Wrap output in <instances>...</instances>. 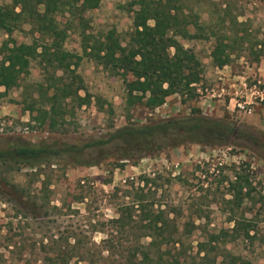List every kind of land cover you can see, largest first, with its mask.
I'll use <instances>...</instances> for the list:
<instances>
[{"label": "rangeland", "instance_id": "374dc122", "mask_svg": "<svg viewBox=\"0 0 264 264\" xmlns=\"http://www.w3.org/2000/svg\"><path fill=\"white\" fill-rule=\"evenodd\" d=\"M133 1L100 0L97 9L85 14L86 33L98 36L114 30L121 45H127L133 29L132 10L137 8L130 6ZM183 3L198 14L200 25L189 26L195 38L180 40L201 65L202 81L191 85L193 93L174 94L152 110L143 105L129 109L121 77L109 74L85 57L77 74L91 97L90 104L78 108L67 100L68 114L51 128L33 120L36 111L25 110L28 106L38 107L37 85L45 77L33 61L19 86L0 100V121L12 120L16 129L27 126L28 133L13 130V134L0 135V148L16 138L33 144L57 140L80 144L106 135L113 128L188 117L193 110L233 122L236 130L229 137L230 144H186L166 149L144 164L140 160L122 164L109 157L97 166L73 168L57 160L51 165H39L36 170L22 166L19 171L4 174L18 191H25L24 199L29 202L22 207L10 190L0 191V264H51L58 255L72 256L71 261H75V256L84 253L90 244L103 240H107L113 258L120 259L126 256L128 246L150 241L143 236L153 233L150 227H162L165 234L171 233L168 249H172V241L180 242L187 264H200L202 254L198 256L197 251L201 243L208 250L215 247L209 259L217 258V263L230 253L250 264H264V92L260 90L264 85V0ZM10 5L12 0H0V6ZM56 18L65 25L68 15L58 14ZM223 21L226 22L222 24ZM232 28L246 34L242 47L248 49L237 48L227 65L214 66L210 56L215 42L212 35H229ZM37 37L26 23L11 34L16 44H30ZM6 39L0 31V47ZM80 41L75 24L67 32L63 49L80 56ZM51 94L48 91L47 95ZM237 104H244L245 109H239ZM148 169L156 177L147 176ZM236 174L250 184L248 195L240 203L232 202L229 187ZM130 177L134 180L123 185L122 180ZM115 219L118 223L112 222ZM243 221H249L254 229L251 239L210 242V236L230 231L235 222ZM77 242L82 248L71 253L67 246Z\"/></svg>", "mask_w": 264, "mask_h": 264}, {"label": "trees", "instance_id": "16d2710c", "mask_svg": "<svg viewBox=\"0 0 264 264\" xmlns=\"http://www.w3.org/2000/svg\"><path fill=\"white\" fill-rule=\"evenodd\" d=\"M99 5L100 0H12V5L0 6V31L7 36L0 47V100L19 86L20 78L29 74L31 63L36 61L45 77L37 85L38 107L28 106L25 110L36 111L37 115L33 117L35 122L40 125L47 123L48 127L54 128L58 120L63 121L68 114L67 100L78 108L90 104L91 97L83 79L77 74L79 64L85 57L109 74L121 77L129 109L143 105L152 110L162 106L174 94L193 93L191 85L202 81L201 65L195 53L185 48L180 40L195 38L189 26L200 28L197 13L185 7L183 0H134L130 4L137 7L132 10L133 29L127 45L122 46L114 30L98 36L86 33L88 21L85 14ZM58 14L68 15L65 25L57 20ZM25 23L38 37L30 44H16L11 34L20 30ZM230 23L236 25L237 21ZM75 24L81 38L80 56L63 49L67 32ZM212 36L215 42L210 56L212 64L217 67L227 65L235 50L243 49L247 39L246 34H240L234 28L229 35L214 33ZM258 60L257 53L255 61ZM58 72L61 74L58 75ZM260 90H264V85ZM48 91H52L50 96L47 95ZM81 91L84 95H80ZM235 130V124L227 118L207 117L199 110H193L188 117L149 120L113 128L106 135L80 144L59 140L33 144L16 138L0 148V191L10 190L17 204L26 207L29 201L24 199L25 191H18L4 175L19 171L22 166L36 170L39 165L64 160L73 168H89L109 157L117 158L122 164L126 161L137 162L186 144L208 147L227 145ZM92 153L96 156H92ZM249 186L245 178L236 174L235 180L229 184L233 191L232 202L240 203L243 196L248 195ZM112 222L118 223V219ZM150 228H154L153 233L143 235L150 241L128 246L126 256L120 259L113 258L107 240H103L100 244H90L84 253L75 256V261H71L72 256L58 255L51 264H187L180 242L172 241V249H168L171 233L165 234L166 230L162 227ZM253 230L249 221L242 224L235 222L230 231L210 236V242H224L228 238L238 237L251 239L250 232ZM68 248L73 253L82 247L77 242L68 245ZM213 248L208 250L202 243L199 245L197 255L202 254L200 264L205 261H209V264H250L230 253H226L219 263L217 258L210 260L209 252Z\"/></svg>", "mask_w": 264, "mask_h": 264}, {"label": "built area", "instance_id": "2783aa9c", "mask_svg": "<svg viewBox=\"0 0 264 264\" xmlns=\"http://www.w3.org/2000/svg\"><path fill=\"white\" fill-rule=\"evenodd\" d=\"M264 92V90H263ZM237 107L241 110H244L245 109V105L244 104H237ZM13 130H19V132H21V134H27L28 133V127L27 126H24V128L22 129H16V126L14 127V123L12 120H8V121H0V135H7V134H13ZM143 164L148 162V159L145 158V159H142L140 160ZM178 164L175 165V167H177ZM143 167V166H142ZM146 174L147 176L151 177V178H154L156 177V174L155 172L151 171V170H146ZM134 178L133 177H130L129 179H123L122 180V184L123 185H126L128 184L129 182L133 181ZM81 183H84V181H82Z\"/></svg>", "mask_w": 264, "mask_h": 264}, {"label": "crops", "instance_id": "0c3cea01", "mask_svg": "<svg viewBox=\"0 0 264 264\" xmlns=\"http://www.w3.org/2000/svg\"><path fill=\"white\" fill-rule=\"evenodd\" d=\"M148 160H150L151 158H147ZM140 163V162H139Z\"/></svg>", "mask_w": 264, "mask_h": 264}]
</instances>
